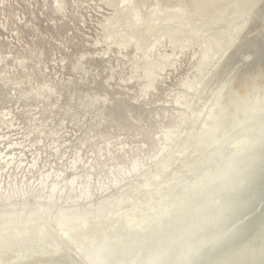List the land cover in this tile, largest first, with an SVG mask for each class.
Masks as SVG:
<instances>
[{
  "label": "rangeland",
  "instance_id": "rangeland-1",
  "mask_svg": "<svg viewBox=\"0 0 264 264\" xmlns=\"http://www.w3.org/2000/svg\"><path fill=\"white\" fill-rule=\"evenodd\" d=\"M136 2L142 15L141 23L143 24L139 31L144 33L138 32L137 34L144 36L148 32L142 37L145 38L143 42L139 41L137 36L133 37L127 33L129 31L127 28L119 27L115 30L103 28L106 21L117 13L116 9L122 6L110 3L108 0H0V197L10 193V187L14 190L29 189L33 194L29 195V201H33L34 195L37 193L46 196L47 187L52 180H57L59 185H67L66 182L75 177L77 182L73 188L64 190L65 194L71 191L69 193L71 197L69 196V199L65 200L67 196L64 194L65 196L63 195L62 199L57 201L58 205L67 202L72 204L77 201L90 205L94 202H101L107 195L128 191L129 188L131 197L128 202H131L133 199H140L144 196L143 194L148 192V188L144 187L139 191L134 189L136 185H140L139 183L146 172L161 167V161L167 156L166 154H169V150L172 153L175 151V153H171L172 155L165 159L174 166L168 168L166 172L175 171L176 165H180L184 161V168H181L186 173H182L184 177L181 179H185L190 176L186 175L196 172L194 169L197 166L201 167L204 157L210 153L212 147L215 148L214 152L217 150L216 153H220L222 149L224 151L230 147L232 137L237 139L238 134L241 135L243 128L249 122L247 118H249L250 112L243 113L249 109L242 112L243 115L238 118H234L230 113L243 104L254 101L257 97L264 100L262 96L264 94V0H202V2L201 0H136ZM128 10H124L122 13ZM178 10L185 11L182 19L188 21L191 30L195 33L197 31L189 42H184L185 34L181 33L180 35L179 31V33L176 32L180 29L177 28L179 26H175L176 24L180 25L178 21L173 20L174 18H164L165 13ZM119 19L118 24H123L124 20ZM196 23L201 25L196 27ZM158 24L163 26L160 27ZM170 26L173 29L172 32L167 31ZM175 27L177 30L174 29ZM217 27H219V31H217ZM156 28H162L161 32L156 31ZM222 28L226 30V33ZM149 29L150 31H147ZM212 29H216L215 32ZM163 30L170 34L156 39L157 34L162 33ZM172 34L174 39H172ZM152 35L154 36L150 38ZM189 36L191 35L189 34ZM208 46H211L212 52L216 50L210 57H207L206 54L209 52ZM242 83L246 84L247 88L243 90L244 94L240 95L241 90L236 86L242 85ZM255 89L258 91L255 92ZM221 90L226 92L223 93ZM229 93H232V97ZM208 94L211 96L207 105L212 109H204L203 114L194 117L200 113V105L203 101L206 102ZM193 119L195 120L193 121ZM217 120L222 124L216 132L217 136H214L212 132L218 125ZM207 123L204 133L200 135L202 136L200 145L205 152L204 155H201L202 157L195 160L199 165L193 167L192 172L189 168V161L199 145H194L195 147L193 146L192 149L187 148L186 154L190 156H187L186 160L185 158L182 160L177 155L176 149L181 142L180 139H184L187 135L198 134L199 130L202 131ZM170 135L171 137L168 138ZM262 143L264 144V141L261 140L259 145ZM253 146H255L254 143L245 145L240 150L239 157L242 156L240 160L235 161L232 168L229 166L230 168L225 173L215 171L218 174L213 176L214 179L208 178L212 181L211 183H208V179H206L208 184L203 179L201 183L199 181L197 186L203 190L198 188L193 193L194 197L190 196L185 198L187 200L176 202L182 204L181 206L184 208L178 206L176 210L166 209L163 212L164 216L155 219V223L146 226V229L139 232L138 235L131 236L132 239L123 241L117 248L118 253L115 252L116 250L113 252L116 255L113 264L154 263L158 255L163 257L162 252L166 250L168 253L167 250L170 248L172 250L174 243L173 248L180 245L183 240V245L188 244L191 237L188 234L190 232H192L191 235L193 234L195 226L198 225L196 223L210 217L209 215L214 212L215 209L208 207L209 203L211 206L215 205L217 199L218 204L213 206L217 209L219 202L224 200V193H232V191L236 193L245 187L247 189L244 190L243 196L251 198L245 207L247 209L241 208L242 205L238 201L242 200L237 198L238 201L234 199V210H227V215L220 216L221 219L231 220L235 215L241 214L242 220L244 218L247 220L241 222L242 225L246 223L242 229L245 231L244 237H239L241 239L234 242L235 245L228 244L233 247L232 249H228V247L225 249L222 246L224 252L222 251L216 264L225 262V264H233L234 261V264H264V174L258 180V174L264 173L262 158L264 151L257 157H252V159L256 158L255 160L259 163L263 160V163L260 164L262 166L250 157V161L248 158L247 161L244 160L246 157L243 156ZM216 153H213L212 161L217 159L219 153L215 157ZM221 161L222 159L218 157V162ZM244 161L248 162V165H255L256 169L254 168L255 170L252 171L253 167H251L252 170H250V166L247 167ZM209 162L207 165L211 163ZM137 163L138 166L134 169L133 165ZM241 163L246 166L243 167ZM238 165H242L243 168ZM258 165L262 169H258ZM240 168L242 173L239 171ZM245 171L246 173H244ZM248 171L249 173L252 171V174L250 173L246 177L245 175L249 174ZM233 172H236L237 178L234 177L236 175ZM223 174L227 175L223 176ZM243 175L246 177L245 179ZM227 176L230 178L228 181H226ZM241 176L244 182L240 181ZM232 178L236 181H233L236 186L233 185ZM41 180H44L42 185ZM217 180L222 187L217 183ZM80 182L81 184L82 182L88 183L91 194L87 199L78 198L81 195L79 186L84 185H81ZM203 185L209 187L205 188ZM224 185H226L225 188ZM217 187L225 190H220L221 188ZM228 188L233 189L229 190ZM208 189L209 192H207ZM218 194H222V198ZM205 195L206 197H204ZM215 197L217 198L215 199ZM218 197L221 198V201L218 200ZM213 198L214 202L208 201ZM193 199L194 201H192ZM74 200L77 201L73 202ZM184 202L186 205H183ZM193 202L198 205H194ZM200 204L201 207H199ZM198 208L201 209L198 211ZM206 209L209 210L206 211ZM238 209L242 211L240 212ZM185 210L188 215L184 213ZM177 212L178 214H176ZM195 212L197 214L202 212L204 216L202 213L196 216ZM189 214L191 215L189 216ZM253 215L257 217L255 218ZM194 216L196 219L193 218ZM177 217L181 222H177ZM190 218L192 219L190 220ZM196 220L200 221L196 222ZM190 221L194 223H190ZM173 223L176 225L179 223L180 228ZM184 226L186 227L184 228ZM249 226L250 229H248ZM172 230L174 231L171 232ZM182 230L185 231L182 232ZM179 231L181 232L179 233ZM91 233L94 232L84 230L82 233H76L68 242L75 243L77 239L86 241L92 237ZM153 234L154 236H152ZM135 236L137 238H134ZM183 236L185 238L182 240ZM147 237H150V240ZM186 237L189 239L188 242ZM178 239L181 240L180 243ZM242 239H245L244 242ZM175 241L178 243L176 244ZM246 242L247 244H245ZM237 248L241 250L238 252ZM139 251L141 252L139 253ZM113 253H109L105 257L106 259H102L106 260L102 261L104 263L100 261L97 263L112 264L110 259L113 257ZM147 256H150V263L148 260L145 262L149 258H146ZM206 257L198 263L203 264V261H205L204 264L209 263L211 258ZM70 258L77 264L74 258L71 256ZM117 259L118 261H116ZM131 260H134L133 263Z\"/></svg>",
  "mask_w": 264,
  "mask_h": 264
},
{
  "label": "bare ground",
  "instance_id": "bare-ground-1",
  "mask_svg": "<svg viewBox=\"0 0 264 264\" xmlns=\"http://www.w3.org/2000/svg\"><path fill=\"white\" fill-rule=\"evenodd\" d=\"M110 3H114L116 5H122L119 9H116V14H114L111 18H109L106 21V24L103 25V28L106 30H115L117 28H127L129 29V31L127 33H130L131 36L135 37L137 36V38L139 39V41H144L142 38L146 35V32L144 36H142V33L139 31L140 28L143 26V24L141 23V19H142V15L141 12L139 10V7L137 5L136 0H108ZM200 1V0H199ZM205 1V0H204ZM240 1V0H239ZM202 2V0H201ZM254 2V1H253ZM200 3V2H199ZM208 3V2H207ZM238 3V1H237ZM260 3V2H259ZM113 4V5H114ZM202 4V3H201ZM258 4V2H257ZM256 4V5H257ZM213 5V4H212ZM215 5V4H214ZM218 5V4H217ZM235 5V3H234ZM227 6V5H226ZM230 6V4H229ZM117 7V6H116ZM119 7V6H118ZM200 7V6H199ZM201 7H203V5H201ZM217 7V6H216ZM231 7V6H230ZM258 7V6H257ZM252 8V7H251ZM256 8V7H255ZM129 9V10H128ZM201 9V8H200ZM203 9V8H202ZM124 10H128L125 13H122V11ZM204 10V9H203ZM214 10V9H213ZM216 10V9H215ZM245 10V9H243ZM253 10V9H252ZM200 11V10H199ZM248 12V11H247ZM156 13V12H154ZM154 13H152V15H154ZM158 13V12H157ZM185 11L182 10H178V11H173L172 13H165L164 14V18H174L173 20H175L176 22L178 21V24L180 25H175V26H179L177 28L180 29H176V27L174 29H176V32H180L185 34L184 35V42L189 40L191 41V37L192 35H194L195 31L190 29V25H188V21H184L182 19V15L184 14ZM249 13V12H248ZM221 15V14H220ZM231 15V14H230ZM238 15V14H237ZM226 16H228L226 14ZM243 16V15H242ZM246 16V15H245ZM249 16V15H248ZM176 17V18H175ZM232 17V16H231ZM122 18L121 20H124L123 24H118V19ZM125 18V19H123ZM197 18V17H196ZM236 18V17H235ZM242 18V17H241ZM152 19V18H151ZM182 19V20H181ZM203 19V18H202ZM201 19V20H202ZM239 19V18H238ZM237 19V20H238ZM247 19V17H246ZM245 19V20H246ZM251 19V17H250ZM120 20V19H119ZM180 20V21H179ZM200 20V21H201ZM207 20V19H206ZM216 20V19H215ZM233 20V17H232ZM199 21V20H198ZM224 21V20H223ZM148 22V21H147ZM216 22V21H215ZM243 22V21H242ZM201 23V22H200ZM195 24L196 27L201 25V24ZM212 23V22H211ZM213 24V23H212ZM243 24V23H242ZM146 25V24H145ZM159 25V24H158ZM204 25V24H202ZM225 25V24H224ZM134 26H138L136 29L133 28ZM160 26V25H159ZM163 26V25H161ZM160 26V27H161ZM181 26V27H180ZM218 26V25H217ZM131 27V29H130ZM202 27V26H201ZM205 27V26H204ZM212 27V26H211ZM264 27V26H263ZM164 28V27H162ZM160 28V29H162ZM166 28V27H165ZM172 27L170 26V28L167 29V31H173V29H171ZM219 27H217V31ZM229 28V26H228ZM148 29V28H147ZM157 29V28H156ZM159 28L156 30L158 32H161ZM188 29V30H187ZM197 29V28H196ZM145 30V28H144ZM185 30V31H184ZM213 30V29H212ZM216 30V29H215ZM215 30H213L215 32ZM222 30H224L222 28ZM235 30V29H234ZM233 30V31H234ZM147 31H150L147 30ZM166 30H163L162 33H159V36L157 34L158 37H156V39H159V37H163L165 34H170L169 32H167ZM200 32V28L198 30ZM202 31V30H201ZM216 31V32H217ZM226 33V30H224ZM223 31V32H224ZM230 31V30H229ZM228 33H231L229 32ZM113 32V31H112ZM115 32V31H114ZM138 32H140L141 34H137ZM154 32V31H153ZM157 32V33H158ZM178 32V33H179ZM198 32V33H199ZM204 32H206V30H204ZM221 32V31H220ZM197 33V31H196ZM195 33V34H196ZM218 33V32H217ZM144 34V33H143ZM189 34L191 36H189ZM214 34V33H213ZM212 34V35H213ZM220 34V33H218ZM223 34V33H222ZM233 34V33H232ZM231 34V35H232ZM236 34V33H235ZM149 35V34H148ZM156 35V34H155ZM179 35V34H178ZM177 35V37H178ZM154 35L150 36L153 37ZM225 36V35H224ZM230 36V35H229ZM165 37V36H164ZM173 37V34H172ZM180 37V36H179ZM231 37V36H230ZM238 37V36H237ZM171 38V37H170ZM227 38V37H226ZM148 40V38H146ZM174 39V37L172 38ZM225 39V38H224ZM230 39V38H229ZM182 40V39H181ZM156 41V40H155ZM159 41V40H158ZM177 41V39H176ZM179 42V40H178ZM224 42V41H223ZM181 43V42H180ZM209 43V42H208ZM218 43V42H217ZM147 45V44H146ZM211 45V44H209ZM212 46V45H211ZM211 46H208L209 52H206L207 57H210L212 55V53H215L216 50H214V52H212L213 50L211 49ZM226 51V50H225ZM206 59V58H205ZM258 72V70H256ZM262 71V70H260ZM264 71V70H263ZM254 74V73H252ZM251 74V75H252ZM255 74L257 75V73L255 72ZM255 75V76H256ZM260 75V73H259ZM253 76V75H252ZM250 76V77H252ZM254 77V76H253ZM260 78V76H258ZM251 80V78H249ZM254 79V78H253ZM248 81V80H246ZM227 82V81H226ZM244 82V81H243ZM240 83V82H239ZM228 84V83H227ZM254 84V83H253ZM226 85V84H225ZM256 85V84H255ZM254 85V86H255ZM224 86V85H222ZM218 87V86H217ZM220 87V86H219ZM238 87L241 91L239 92V94L241 95V93L243 92V90L245 88H247L246 84L244 85V83H242V85H238L236 86ZM235 87V89H236ZM256 87V86H255ZM261 87V86H260ZM263 87V86H262ZM261 87V88H262ZM212 91V90H211ZM210 91V92H211ZM223 92V90H221ZM235 91V90H234ZM258 91V90H257ZM255 89V92H257ZM260 91V90H259ZM226 92V91H224ZM223 92V93H224ZM250 92V91H249ZM213 93V92H212ZM248 93V92H247ZM254 93V91L252 92V94ZM210 94V93H209ZM206 97V102L203 101L201 106V111L198 115H195L194 117H199L201 114H203L204 109H210L208 107V103L210 102V96L209 95ZM226 94V93H225ZM230 94V93H229ZM232 94V93H231ZM230 94V95H231ZM244 94V93H242ZM261 94V93H260ZM214 95V94H213ZM219 95V94H218ZM234 96V95H233ZM247 96V95H244ZM264 97V94L262 95ZM217 97V95H216ZM230 97V96H229ZM232 97V95H231ZM230 97V98H231ZM241 97V96H240ZM248 97V96H247ZM226 98V97H224ZM244 98V97H243ZM232 99V98H231ZM262 98L260 97V99H258V97L253 101H251L250 103H246L243 104L242 106L238 107L237 109H234V111L230 114H233L234 118H238L240 115H243L245 113H249V118H247V120L249 119L248 124L246 125V127L243 128V132H241V135L238 134L239 137H232L230 143V147L227 148V150L225 149L224 151H220V153H216L215 148L212 147V149L210 150V153L207 154L204 158V162H202L201 167L199 168V164L197 163L198 160L197 158L200 157L201 155H204V148L201 147L200 145V140L202 138V136H200L202 133H204V129H206L207 124H205V127H203V130L200 131L198 134L195 135H187L184 139H180L181 142H179V146L178 149H176L177 155H179L182 158H185V160L187 159V156L189 157L190 155L186 154V152L188 151L187 148L190 147V149H192V147L195 145L197 146V144L199 145L197 147V151L196 153H194V156L192 157V159L190 158V166L189 168H191L192 172H193V167H196L197 164L199 166L196 167V169H194V172L196 170L195 173L193 174H188L190 172L187 173L189 176L185 179H181L183 178V174L182 173H186L183 172L184 170L182 168H184V161H182V163L180 165H176L175 171L172 172H166L168 168L173 167L174 165H171V163L169 161H167L165 158L169 157L170 155L174 154L171 152V150H169V154H166L167 156H165L163 158V160L161 161L162 165L160 168H157L156 170L153 169V171H148L144 174L143 179L141 180V182L139 183L140 185H136L134 190H141L143 187L144 188H148V192L146 194H143L144 196L141 197L140 199L137 198L133 199L131 202H128V200L131 197V193H130V188L129 190H124L123 192H118L115 194H111V195H107V197H104L105 199H102L101 202H97V203H91L90 205L88 204H84V203H78L77 200H74L73 202L76 203H72L69 204V202L62 204V205H58L57 201L62 199V196L65 194L64 190L65 189H71L73 188V185L75 184L76 178L72 177L71 179H69L66 182L67 185H59V182L57 180H52L49 184L48 191L47 194H45L46 196H41L40 193H35L36 195H34V199L33 201H29V195H33L31 194V190L29 189H25V190H14L12 189V187H10L12 189H10V193H8L5 196L0 197V264H75V262H73V260H71L70 256L72 258H74L77 262V264H95L98 261L102 262V261H106V260H102L103 258H105L109 253H113L114 250H116L115 252H117V248L118 246L125 240H129L132 239L131 236L133 235H138L139 232L143 231L146 229V226L155 223V219L159 218V216H164L163 212L167 210H173L176 208H178V206H181L182 204H178L176 202H179L180 200H183L185 198H188L190 196H193V193H195L194 191H197L198 188H201L198 185V182L203 179V181H205V183H207L206 181H208L210 178H213L214 175L218 174L215 173V171H218L221 173V171H223L224 173L231 167L234 166V162L237 160H240V150L245 146V145H249V144H255V146L252 147V149L247 152L245 155H243L244 160L247 158L248 160L253 156H258L262 151H264V144H260L259 143L262 141H264V100H261ZM212 100V99H211ZM241 100V99H240ZM218 101V100H217ZM216 101V102H217ZM221 103V102H220ZM219 103V105H220ZM196 107V106H195ZM212 109V108H211ZM249 109L248 111L244 112L245 110ZM207 112V111H206ZM242 112H244L242 114ZM208 114V113H207ZM228 114V112H227ZM225 114V115H227ZM214 115V114H213ZM211 116V115H210ZM228 116V115H227ZM193 117V116H192ZM206 118V116H205ZM215 118V117H214ZM213 118V119H214ZM227 118V117H226ZM197 119V118H195ZM193 119V121L195 120ZM223 119V117H222ZM198 120V119H197ZM208 120V119H206ZM186 121V120H185ZM196 122V121H195ZM216 123L218 124L216 126V129L212 132V134L214 136H217L216 132H218L220 126H221V121H216ZM196 124V123H194ZM193 124V125H194ZM203 126V125H202ZM193 127V126H192ZM196 127V126H195ZM189 128V127H188ZM192 130H194L193 128H191ZM189 131V130H188ZM187 131V132H188ZM180 133V132H179ZM194 133V132H192ZM197 133V132H196ZM226 135H228L227 133H225ZM224 134V135H225ZM186 135V134H185ZM236 136V135H235ZM171 135L168 137L170 138ZM179 138V137H178ZM183 138V137H182ZM175 140V139H174ZM177 142V141H176ZM175 142V144H176ZM228 143V142H227ZM178 144V143H177ZM229 144V143H228ZM194 146V147H195ZM257 146V147H256ZM171 149V148H170ZM203 149V150H202ZM5 153V152H4ZM172 153V154H171ZM216 153L215 157L218 154V157H220L222 159V161L219 163L218 162V157H217V161H212L213 155ZM2 154V153H1ZM193 154V153H192ZM9 155V154H8ZM174 156V155H173ZM202 157V156H201ZM250 157V158H249ZM260 157V156H259ZM161 158V157H160ZM159 158V159H160ZM171 158V157H170ZM173 158V157H172ZM262 158L264 160V155H262ZM200 159V158H199ZM207 159V160H206ZM211 159V163L209 162V160ZM254 160L256 158H253ZM252 159V160H253ZM260 159V158H259ZM157 160V159H156ZM175 160V159H174ZM173 160V161H174ZM243 160V158H242ZM241 160V162H242ZM263 160L261 161V163H259L257 160H255V162L262 164ZM23 161V160H22ZM21 161V162H22ZM220 161V160H219ZM250 161V160H249ZM210 163L207 165V163ZM215 162H218L217 164H214ZM245 162V161H244ZM253 162V163H255ZM8 163V162H7ZM12 163V162H11ZM16 163V162H15ZM36 163V162H35ZM246 164L248 162H245ZM252 163V162H251ZM250 163V164H251ZM252 163V164H253ZM9 164V163H8ZM20 164V163H19ZM18 164V165H19ZM22 164V163H21ZM33 164V163H32ZM173 164V163H172ZM242 164V163H241ZM233 165V166H232ZM243 167L245 164H242ZM242 165H238L241 168ZM258 165V169H262V165L259 166ZM138 166L137 164L133 165V168L136 169ZM230 166V167H229ZM236 166V164H235ZM246 166V165H245ZM250 166V170L254 171L256 169V167H254L253 165H248L247 167ZM257 166V165H256ZM33 167V166H32ZM31 167V168H32ZM156 167V166H155ZM182 167V168H181ZM251 167H253L251 169ZM20 168V167H19ZM235 168V167H234ZM241 168L239 169L240 173L241 172ZM255 168V169H254ZM264 168V166H263ZM173 169V168H172ZM257 169V170H258ZM16 170V169H15ZM126 170V169H124ZM236 170V169H234ZM246 170V169H245ZM249 170V168H248ZM249 170V171H250ZM256 170V171H257ZM143 171V170H142ZM230 171V170H229ZM232 171V170H231ZM238 171V172H239ZM247 171V170H246ZM246 171L244 173H246ZM249 171L247 173H249ZM251 171V172H252ZM255 171V172H256ZM259 171V170H258ZM257 171V172H258ZM262 171V170H260ZM16 172V171H15ZM30 172V171H29ZM59 172V171H58ZM250 172V173H251ZM116 173V172H115ZM143 173V172H142ZM243 173V174H244ZM246 174L245 176L247 177ZM254 173V172H253ZM261 174H258V180L262 177V175L264 173L260 172ZM118 174V173H117ZM137 174V173H136ZM229 174V173H228ZM232 174V173H231ZM234 175H236V172L234 173ZM238 174V173H237ZM252 174V173H251ZM30 175V174H29ZM123 175V174H121ZM226 176L227 174H223V176ZM230 175V174H229ZM233 175V176H234ZM241 175V174H240ZM115 176V175H114ZM243 175V178L245 179V177ZM18 177V176H17ZM48 178V176H46ZM133 177V176H132ZM136 177V176H135ZM195 177V178H194ZM196 177H198L196 179ZM229 176H227V180L228 181L230 178H228ZM231 177V175H230ZM237 178V175L234 176ZM240 177V176H239ZM264 177V176H263ZM126 178V177H125ZM137 178V177H136ZM200 178V179H199ZM209 178V179H208ZM225 178V177H224ZM64 179V178H63ZM123 179V178H122ZM208 179V180H206ZM214 179V178H213ZM222 179V178H221ZM220 179V180H221ZM233 179V178H232ZM240 179V178H239ZM242 179V176H241ZM240 181L244 182L242 179ZM252 179V178H251ZM88 180V179H87ZM136 180V179H135ZM219 180V181H220ZM237 180V179H236ZM257 180V179H256ZM140 181V180H139ZM232 183L236 182L234 179L231 180ZM230 181V182H231ZM234 181V182H233ZM247 181V180H246ZM253 181V180H252ZM124 182V181H123ZM135 182V181H134ZM211 183L212 181H208V183ZM225 182V181H224ZM238 182V181H237ZM28 183V182H27ZM32 183V182H31ZM41 185L44 183V180L40 181ZM207 183V184H208ZM216 183V182H215ZM218 183V180H217ZM221 183V182H220ZM223 183V181H222ZM226 183V182H225ZM241 183V182H240ZM263 183V182H262ZM81 184V182H80ZM82 184H84L82 182ZM81 184V185H82ZM112 184V183H111ZM122 184V183H121ZM133 184V183H132ZM136 184V183H135ZM203 184V182H202ZM219 184V183H218ZM215 184V185H218ZM224 184V183H223ZM231 184V183H230ZM242 184V183H241ZM245 184V183H244ZM255 184V183H254ZM259 184V183H257ZM264 184V183H263ZM262 184V186H263ZM39 185V184H38ZM213 185V184H212ZM221 186V184H219ZM218 185V186H219ZM227 185V184H226ZM224 185V188L225 186ZM229 185V184H228ZM233 185L236 186V184L234 183ZM240 185V184H239ZM248 185V183H247ZM134 186V185H133ZM132 186V187H133ZM205 186V185H203ZM234 186V188H235ZM238 186V185H237ZM243 186V184H242ZM260 186V185H259ZM258 186V187H259ZM3 187V186H2ZM42 187V186H41ZM77 187V186H76ZM91 187V186H90ZM102 187V186H101ZM131 187V186H129ZM209 186H205V188H207ZM216 187V186H215ZM222 187V186H221ZM220 187V188H221ZM232 187V186H231ZM245 187V185H244ZM249 187V186H248ZM4 188V187H3ZM32 188V187H31ZM81 188V195L78 196V198H83V199H87L91 192H90V188H88V183H85L83 186H79V189ZM127 188V187H126ZM214 188V187H213ZM211 188V189H213ZM219 188V187H217ZM219 188V189H220ZM223 188V189H224ZM230 188V185H229ZM228 188V189H229ZM238 188V187H237ZM236 188V190H237ZM242 188V187H241ZM1 189V188H0ZM5 189V188H4ZM128 189V188H127ZM210 189V190H211ZM218 189V190H219ZM222 188L220 190H223ZM233 189V188H232ZM229 189V190H232ZM247 187L239 190L238 192H236V190H234L236 193H234L232 191V193H223L225 194L224 196V200H222V202H219L220 204L217 205V209L213 206L216 205L217 202V197H215V199H209L208 201L211 202L210 200H215V205L212 204V206L208 205V207H211L212 209L215 210H211L213 213H211L207 218H204L203 220L201 219V222H199L198 220H196V223L198 224L197 227L195 226V229L193 231V234L191 235L192 232H190V240L187 239L188 244L183 245L184 244V238L185 236H183L182 240L183 242L178 246L172 247L169 250H167L168 253H166V250L164 252H162L163 257H159L161 258L159 260L158 256L156 259V262L154 263H150L149 259L150 256H147L146 258L148 259H144L145 262L148 260V262L150 264H199L198 262L204 257L209 256L211 258V261H209V263H205V264H216V261L218 258H220V254L222 253V251L224 252V249L222 250V246L225 247V249H232V246L229 245H235L234 242L239 241L242 236L245 234V231H243L242 229H244V224L246 225V223H244L243 225L241 224L242 221H247L242 220V215H235L233 219L228 220V218H223L221 219L220 216L222 214H226V211L233 209L235 207H233V205H235V201H238L237 198L239 200L242 201H238V203L240 205H242L241 208H245L247 207L249 201H251L249 198L244 197V190H246ZM251 189V188H249ZM8 190V189H7ZM45 190V189H43ZM97 190V189H96ZM107 190V189H106ZM118 190V189H117ZM133 190V191H134ZM201 190H203L201 188ZM205 190V189H204ZM207 190V189H206ZM215 190V189H213ZM211 190V191H213ZM219 190V191H220ZM225 190V189H224ZM227 190V189H226ZM257 190V189H256ZM68 191V190H67ZM131 191V192H133ZM210 191V192H211ZM218 191V192H219ZM6 192V191H5ZM71 192V191H70ZM66 193L65 195L67 197H65V200L69 199V193ZM136 192V191H135ZM205 192V191H203ZM209 192V189L208 191ZM206 192V193H207ZM217 192V190H216ZM215 192V193H216ZM222 192V191H221ZM198 193V192H197ZM199 193H201L199 191ZM220 193V192H219ZM243 193V194H242ZM251 193V192H250ZM3 194V193H2ZM242 194V195H241ZM256 194V193H255ZM262 194V193H261ZM64 195V196H65ZM196 195V194H195ZM203 195V193H202ZM213 195V192H212ZM212 195H209L210 197H214ZM219 195V194H218ZM221 198H222V194ZM219 195V196H220ZM76 196V195H75ZM93 196V195H92ZM201 196V195H200ZM199 196V197H200ZM71 197V196H70ZM135 197V195H134ZM133 197V198H134ZM140 197V196H139ZM194 197V196H193ZM206 197V195L204 196ZM203 197V198H204ZM208 197V196H207ZM253 197V196H252ZM256 197V196H255ZM261 197V196H260ZM64 198V197H63ZM192 198V197H191ZM219 198V197H218ZM219 198L218 200L221 201ZM226 198V199H225ZM246 198V199H245ZM196 199V198H195ZM235 199V201H234ZM244 199V200H243ZM259 199V198H258ZM262 199V198H261ZM264 199V198H263ZM72 201V199H70ZM187 200V199H185ZM189 200V199H188ZM256 200V199H255ZM64 201V200H63ZM84 201V200H83ZM190 201V200H189ZM188 201V202H189ZM194 201V199L192 200ZM197 201V200H195ZM254 201V200H253ZM259 201V200H258ZM66 202V201H65ZM183 202V201H182ZM187 202V201H186ZM191 202V201H190ZM214 202V201H213ZM261 202V201H260ZM89 203V202H87ZM180 203V202H179ZM212 203V202H211ZM237 203V202H236ZM237 203V204H238ZM258 203V202H257ZM188 204V203H187ZM192 204V202H191ZM194 205H198L195 204L193 202ZM204 205V202L202 203ZM206 204V203H205ZM264 204V203H263ZM183 205H186L185 202ZM202 205V206H203ZM239 205V207H240ZM261 205V204H260ZM207 206V205H206ZM238 206V205H237ZM251 206V205H250ZM264 206V205H263ZM182 207V206H181ZM192 207V206H191ZM201 207V204L200 206ZM258 207V206H257ZM184 208V207H182ZM188 208V207H187ZM196 208V207H195ZM194 208V209H195ZM205 208V205H204ZM210 208V209H211ZM253 208V207H252ZM197 209V208H196ZM201 209V208H200ZM198 208V211L200 210ZM237 209V208H236ZM247 208H245L246 210ZM258 209H260L258 207ZM181 210V209H180ZM209 209H206V211ZM239 210V209H238ZM256 212V209H254ZM264 210V209H263ZM170 211V212H171ZM197 211V212H198ZM227 211V212H228ZM240 211V210H239ZM242 211V210H241ZM240 211V212H241ZM244 211V210H243ZM253 211V210H252ZM262 211V210H260ZM169 212V211H168ZM174 212V211H173ZM170 213L171 215L173 214ZM183 212V211H182ZM185 214L188 215V213H186V210L184 212ZM196 213V212H195ZM202 212H199L198 214H200ZM236 213V212H235ZM239 213V212H238ZM243 213V212H242ZM254 213V211H253ZM252 213V214H253ZM258 213V212H257ZM256 213V214H257ZM178 214V212L176 213ZM198 214L196 213V216H198ZM203 214V213H202ZM206 214V212H205ZM255 214V215H256ZM259 214V213H258ZM182 216V214H180ZM191 214H189L190 216ZM201 215V214H200ZM227 215V214H226ZM231 215V214H228ZM232 215H234L232 213ZM253 215V216H255ZM180 216V217H181ZM189 216H188V220H189ZM204 216V214H203ZM247 217V215H246ZM252 217V216H251ZM257 216H255L256 218ZM173 218V217H172ZM178 218V217H177ZM184 218V217H183ZM194 219H196V217H193ZM202 218V217H201ZM248 218V217H247ZM246 218V219H247ZM250 218V217H249ZM253 218V217H252ZM254 218V219H255ZM192 218H190L191 220ZM193 219V220H194ZM200 219V218H198ZM166 220V219H165ZM186 220V219H185ZM187 220V221H188ZM250 221V220H248ZM158 222V221H157ZM174 222V220H173ZM177 222H181L178 218ZM193 222V221H192ZM190 221V223H192ZM186 223V222H184ZM194 223V222H193ZM251 223V221H250ZM253 223V222H252ZM164 224V223H163ZM175 224V223H173ZM179 224V223H178ZM177 224V225H178ZM188 224V222H187ZM167 225V224H166ZM165 225V226H166ZM176 225V224H175ZM176 225V226H177ZM193 225V224H191ZM191 225L189 226L191 228ZM251 225V224H248ZM153 226V225H152ZM151 226V227H152ZM173 226V225H172ZM180 225H178L179 227ZM182 226V225H181ZM187 226V225H186ZM184 226V228L186 227ZM236 226V228H235ZM150 227V226H149ZM161 227V226H160ZM177 227V228H178ZM180 228V227H179ZM178 228V229H179ZM235 228V229H234ZM247 228V227H245ZM251 227L249 226L248 229H250ZM88 229V230H87ZM165 229V227H164ZM173 229V228H172ZM84 230L88 231H93L94 233L92 234V237H90L89 239H87L86 241H80V239H77V242L75 243H71L68 242L70 238L73 237V235H75L76 233H82ZM155 230V228H154ZM157 230V228H156ZM176 230V229H175ZM189 230V229H188ZM233 232H232V231ZM167 231V230H166ZM170 231V230H169ZM174 230H172L171 232H173ZM185 230H182V232H184ZM187 231V230H186ZM192 231V230H191ZM159 232V230H158ZM164 232V231H162ZM170 232V233H171ZM181 231H179L180 233ZM232 232V233H231ZM144 233H146L144 231ZM151 233V232H150ZM161 233V232H160ZM177 233V232H176ZM186 233V232H185ZM262 233V232H261ZM157 234V233H154ZM154 234L152 236H154ZM162 234V233H161ZM159 234V235H161ZM165 234V233H164ZM168 234V233H167ZM172 234V233H171ZM178 234V233H177ZM141 235V234H140ZM145 235V234H144ZM149 235V234H148ZM163 235V234H162ZM181 235V234H180ZM183 235V233H182ZM157 236V235H156ZM173 236V235H172ZM176 236V235H175ZM247 236V235H246ZM130 237V238H129ZM162 236H160L161 238ZM166 237V236H165ZM174 237V236H173ZM189 237V236H188ZM241 237V238H239ZM244 237V236H243ZM134 238H137L136 236ZM140 238V237H139ZM148 238V237H147ZM154 238V237H153ZM171 238V237H170ZM180 238V237H179ZM82 239V238H81ZM141 240H143L142 238H140ZM150 240V237L148 238ZM156 239V238H154ZM163 239V237H162ZM166 239H168L166 237ZM177 240V238H175ZM181 239V238H180ZM153 240V239H151ZM169 240V239H168ZM173 240V239H172ZM179 240V239H178ZM243 240V239H242ZM245 240V239H244ZM243 240V242H244ZM252 240V239H251ZM159 241V240H156ZM155 241V242H156ZM162 241V240H161ZM171 241V240H170ZM168 241V242H170ZM174 241V240H173ZM181 240H179L180 243ZM186 241V240H185ZM247 241V239H246ZM254 241V240H252ZM129 242V241H128ZM127 242V243H128ZM148 242V240L146 241V243ZM163 242V241H162ZM161 242V243H162ZM176 242V241H175ZM257 242V241H256ZM131 243V241H130ZM134 243V241H133ZM158 243V242H157ZM178 242H176L177 244ZM231 243V244H230ZM124 244V243H123ZM129 244V243H128ZM167 244V243H166ZM165 244V245H166ZM229 244V245H228ZM247 244V242L245 243ZM250 244V243H248ZM126 245V244H124ZM169 245V243H168ZM228 245V246H226ZM122 246V245H121ZM128 246V245H127ZM140 246V245H139ZM155 246L156 243H155ZM159 246V244H158ZM162 246V245H160ZM249 246V245H248ZM141 247V246H140ZM163 247V246H162ZM235 247V246H234ZM245 247V245H244ZM243 246H241V248H244ZM250 247V246H249ZM143 248V247H142ZM145 248V247H144ZM152 249V247H149V249ZM158 248V247H157ZM156 248V249H157ZM161 248V247H160ZM159 248V249H160ZM240 248V247H239ZM251 248V247H250ZM120 249V248H119ZM128 249V248H127ZM138 249V247H137ZM148 249V248H147ZM155 249V248H154ZM166 249V248H164ZM238 249V248H237ZM144 250V249H143ZM221 250V252L219 253V251ZM241 249H238V252ZM243 250V249H242ZM246 250V249H245ZM125 251V249H124ZM127 251V250H126ZM132 251V250H131ZM148 251V250H146ZM152 251V250H150ZM159 252H161L160 250H157ZM237 251V250H236ZM129 252V251H127ZM136 252V250H135ZM141 251H139L140 253ZM156 252V251H155ZM171 252V253H170ZM118 253V252H117ZM121 253V252H119ZM126 253V252H125ZM131 253V252H130ZM144 253V252H142ZM153 253V252H152ZM157 253V252H156ZM233 253V251H232ZM244 253V252H243ZM68 254V255H67ZM129 254V253H128ZM159 254V253H158ZM237 256L238 253H236ZM235 254V255H236ZM247 254V253H245ZM244 254V255H245ZM70 255V256H69ZM127 255V254H125ZM124 255V256H125ZM132 255V254H131ZM148 255V254H147ZM165 255V257H164ZM230 255V254H229ZM233 255V254H231ZM234 255V256H235ZM241 255V254H240ZM115 254L113 253V257H111L110 262L113 264L114 262V258H115ZM122 256V255H121ZM144 256V255H142ZM154 256V255H153ZM156 256V255H155ZM154 256V257H155ZM154 257H153V261H154ZM232 257V256H231ZM70 258V259H69ZM120 258V257H119ZM130 258V256H129ZM135 258V257H134ZM145 258V257H144ZM207 258V257H206ZM236 258V256H235ZM106 259V258H105ZM123 259V258H122ZM133 259V258H132ZM138 259V258H136ZM142 260V257L140 258ZM209 259V258H208ZM208 259H205L206 261ZM229 259H231L229 257ZM228 259V260H229ZM143 260V261H144ZM225 260V259H224ZM227 260V261H228ZM118 261V259L116 260ZM122 261V260H121ZM120 261V262H121ZM124 261V260H123ZM132 263L134 260H131ZM136 261V260H135ZM140 261V260H139ZM152 261V262H153ZM99 262V263H100ZM205 261H203L204 264ZM221 262V261H220ZM225 262V261H224ZM235 262V261H234ZM234 262H232L234 264ZM104 263V262H102ZM117 263V262H115ZM119 263V262H118ZM144 263V262H143ZM202 263V262H201ZM219 263V262H218ZM226 263V262H225ZM224 263V264H225ZM98 264V263H97ZM121 264V263H120ZM126 264V263H124ZM134 264V263H133ZM136 264V263H135ZM141 264V263H140ZM223 264V263H222Z\"/></svg>",
  "mask_w": 264,
  "mask_h": 264
}]
</instances>
